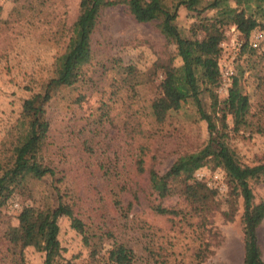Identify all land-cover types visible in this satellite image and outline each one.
Wrapping results in <instances>:
<instances>
[{
    "label": "rangeland",
    "instance_id": "obj_1",
    "mask_svg": "<svg viewBox=\"0 0 264 264\" xmlns=\"http://www.w3.org/2000/svg\"><path fill=\"white\" fill-rule=\"evenodd\" d=\"M107 1V0H106ZM89 13L87 50L71 77H85L73 89H62L48 107L50 130L38 155L54 175L32 181L31 196H12L0 211V264H15L5 234L18 225L24 206L44 208L60 200L71 205L76 217L91 231L103 235V255L113 243L134 253L133 264H242V199L231 194L226 174L212 163L194 178L213 192L208 204L191 188L195 202L180 194L160 198L151 189L149 172L165 173L180 156L203 148L217 135L240 162H264V44L252 51L242 48L243 38L234 27L220 46L221 84L200 94L201 113L193 102L184 103L157 121L150 106L159 95L163 64L180 67L175 33L159 21L136 22L128 13V0ZM247 14L264 8V0H241ZM230 5L235 7L231 0ZM214 10L191 12L181 7L175 26L184 39L207 40L215 25ZM79 0H0V145L19 117L22 102L42 92L60 75L68 53L80 42L76 25ZM186 53L192 48L186 47ZM133 65L141 78L134 87L120 86L114 61ZM231 72L226 77V72ZM238 78L248 97L250 126L233 130L225 106L228 87ZM84 95L80 104L71 98ZM255 202L264 203V182H251ZM161 207L176 214H159ZM58 253L28 247L23 264H44L46 259L69 264H97L83 234L58 220ZM264 261V220L257 230ZM199 255L197 256V254Z\"/></svg>",
    "mask_w": 264,
    "mask_h": 264
},
{
    "label": "trees",
    "instance_id": "obj_2",
    "mask_svg": "<svg viewBox=\"0 0 264 264\" xmlns=\"http://www.w3.org/2000/svg\"><path fill=\"white\" fill-rule=\"evenodd\" d=\"M128 0V13L136 22L149 23L159 21L160 27L173 31L177 38V56L182 59L180 67H173L170 63L160 65L163 78L159 83V95L153 100L150 109L157 121H163L169 112L177 111L184 103L193 102L204 118L200 109V94L212 93L221 84L222 74L219 67L220 46L227 39V28L234 27L243 38V50L257 49L249 45V38L253 31H264V8H258L247 14L242 7L241 0ZM117 5L112 0H79V16L76 25L81 30L80 42L68 53L64 63V70L60 75L50 79L42 92H38L25 99L21 105L19 117L10 126L0 145V211L7 201L15 195L31 196L32 181L42 180L45 176L54 175V171L43 163L38 155L28 156L33 144L40 153L45 142L50 124L48 121V107L61 93L62 89L76 88L78 83L87 84L85 77H71L77 61L87 50L88 35L86 33L89 13L98 8ZM201 6V10L216 12L215 25L210 30L207 40L196 42L181 37L175 26V20L181 7L194 12ZM192 48L186 53L185 48ZM112 68L118 75L120 86L134 87L141 83V78L133 65H124L116 59ZM227 98L224 103L230 111L233 130L239 131L250 126L249 100L242 93L239 80L233 77L228 86ZM84 95L79 93L71 98V104H80ZM258 133L264 134V128L258 126ZM212 163L226 174L231 194L242 199L243 212L241 216L243 231V260L242 264H264L262 252L258 243L257 230L264 220V203L255 202L251 182H264V162L247 165L239 161L236 153L224 142L223 138L210 134L206 145L200 150L178 157L169 169L159 174L149 172L151 189L160 198L180 194L195 202L190 189L197 188L202 201L208 204L213 192L194 178L200 168ZM159 214H176V212L157 207ZM66 217L70 226L85 237V243L90 249V257L97 264H133L134 253L124 244L113 243L110 249L102 255L103 235L91 231L87 224L75 216L71 205L57 200L56 204L44 208L33 205L24 206L18 216V225L7 230L5 237L12 248L15 264H23V252L33 247L39 252L49 254L58 253V220ZM199 253L197 254V256ZM44 264H64L59 261L45 260ZM69 264V263H66ZM197 264H200L197 261Z\"/></svg>",
    "mask_w": 264,
    "mask_h": 264
},
{
    "label": "built area",
    "instance_id": "obj_3",
    "mask_svg": "<svg viewBox=\"0 0 264 264\" xmlns=\"http://www.w3.org/2000/svg\"><path fill=\"white\" fill-rule=\"evenodd\" d=\"M263 44H264V31H261V30L253 31L249 38V45L252 48H259ZM230 75H231V72L229 71L225 73V76L228 78L230 77ZM223 85L225 87L230 86V81L225 82Z\"/></svg>",
    "mask_w": 264,
    "mask_h": 264
}]
</instances>
